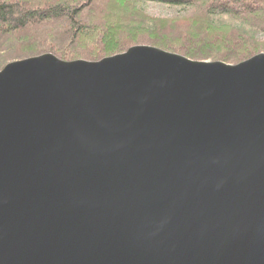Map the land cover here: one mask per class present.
<instances>
[{
    "label": "water",
    "instance_id": "water-1",
    "mask_svg": "<svg viewBox=\"0 0 264 264\" xmlns=\"http://www.w3.org/2000/svg\"><path fill=\"white\" fill-rule=\"evenodd\" d=\"M0 264H264V53L7 63Z\"/></svg>",
    "mask_w": 264,
    "mask_h": 264
},
{
    "label": "trees",
    "instance_id": "trees-1",
    "mask_svg": "<svg viewBox=\"0 0 264 264\" xmlns=\"http://www.w3.org/2000/svg\"><path fill=\"white\" fill-rule=\"evenodd\" d=\"M140 1L184 11L179 16L154 18L136 10L137 0H0V68L6 62L43 53L67 61H97L125 49L126 39L120 35L124 27L128 32L143 24L164 29L126 46L155 45L192 60L227 63L264 52V0ZM130 5L137 20L129 18L124 26L118 18ZM219 17L229 21L223 23Z\"/></svg>",
    "mask_w": 264,
    "mask_h": 264
},
{
    "label": "rangeland",
    "instance_id": "rangeland-1",
    "mask_svg": "<svg viewBox=\"0 0 264 264\" xmlns=\"http://www.w3.org/2000/svg\"><path fill=\"white\" fill-rule=\"evenodd\" d=\"M135 8L138 12L141 13H146L147 15L151 16V17H154V18H170V17H173V16H179L183 13L184 9H181V8H178V7H175V6H169V5H162V4H156L154 2H149V1H140V0H137V2L135 3ZM122 13V16L120 18H118L119 20L122 21L123 25L125 26L127 20L130 18L131 20L133 21H136L137 18L133 17L134 13H133V8H132V5L126 7V8H123L122 11L120 12ZM119 14V12L117 13ZM116 14V15H117ZM217 19V18H216ZM219 19H222L223 23H226V21H229L226 17H219ZM226 20V21H224ZM218 21V19H217ZM159 22H157L156 24H158ZM232 23L234 24V22L232 21ZM146 25H149V24H143L141 29H134L132 31H125V27L122 31H120V35L121 37L125 38L126 39V42L122 45L125 49L122 51V52H119V53H116V54H120V53H123L125 52L129 47L133 46H126L128 42H131V41H141V40H147L148 36L150 34H153V33H159L160 31H162L164 28H146ZM190 42V41H189ZM195 42H193L194 44ZM136 45H143V46H151V47H154V48H157V49H160V50H163L161 47L159 46H155V45H148V44H136ZM165 51V50H163ZM166 52H169V51H166ZM172 53V52H170ZM261 53H264V52H261ZM45 54V53H43ZM51 54V53H50ZM116 54H113V55H116ZM175 54H178V53H175ZM257 54H260V53H257ZM41 55V54H39ZM52 55H54L52 53ZM113 55H110V56H113ZM180 55V54H178ZM256 55V54H255ZM37 56V55H36ZM55 56V55H54ZM253 56V55H252ZM30 57H33V56H30ZM56 58H58L57 56H55ZM106 57H109V56H106ZM251 57V56H250ZM249 57V58H250ZM25 58H28V57H25ZM25 58H21V59H25ZM21 59H17V60H21ZM59 60H62L60 58H58ZM189 59V58H188ZM248 59V58H247ZM78 60H82V59H78ZM85 60V59H83ZM192 60V59H191ZM196 61H219V60H212V59H194ZM246 59L242 60V61H245ZM13 61H16V60H13ZM13 61H9V62H13ZM62 61H66V62H70V61H67V60H62ZM72 61H76V60H72ZM88 61V60H86ZM99 61V60H97ZM9 62H6L3 67L9 63ZM91 62H96V61H91ZM219 62H222V61H219ZM222 63H225V64H237V63H227V62H222ZM239 63V62H238ZM2 67V68H3ZM0 68V69H2Z\"/></svg>",
    "mask_w": 264,
    "mask_h": 264
}]
</instances>
